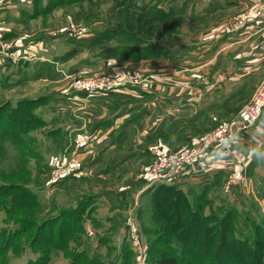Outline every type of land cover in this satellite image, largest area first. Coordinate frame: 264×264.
Returning a JSON list of instances; mask_svg holds the SVG:
<instances>
[{"label": "crops", "instance_id": "1", "mask_svg": "<svg viewBox=\"0 0 264 264\" xmlns=\"http://www.w3.org/2000/svg\"><path fill=\"white\" fill-rule=\"evenodd\" d=\"M183 3L184 1L181 6ZM232 4L236 6V12L249 8L252 2L251 0H209L203 8L209 7L221 11ZM31 5L30 1L20 3L15 1L1 10L0 20L1 26L6 27L5 37L17 32L10 26L11 22L23 21L26 18L25 12L31 9ZM205 9L199 10L198 15L195 16L208 15L210 10ZM209 17L204 20L205 24L209 21ZM228 17L220 19L221 21L214 20L217 22L211 25L204 24L205 28L197 31L200 35L194 43L189 44L190 48L193 47L190 52L196 53L193 59L192 54L187 55L181 48L179 51L175 49L174 56L184 60V64L174 66L172 63L174 67H166L163 74H160L163 77L154 73L156 76L153 80L137 89L108 88L94 96L81 92L61 91L60 94V84L56 80H50L49 83H53L51 90H57L59 95L50 96L52 92H49L11 99L17 102L25 97L38 98L47 95L50 96L49 105L55 108L53 115L48 118L41 113L44 109L40 112L37 110L47 122H63L68 116L71 118L72 123L65 131L72 136L68 154L79 164V170L70 177V180L90 179L97 174L98 177L109 181V186L102 192H91L94 194L93 204L87 208L83 216L84 221L93 225L94 230L99 232L101 237L98 239L99 245L106 251L111 247L118 248L114 240L115 233L126 231V228L130 229L132 223L137 229L141 226L137 210L145 205L151 196V192L147 195L144 192L150 190L154 184L160 183L150 184L143 174L149 163L155 159L154 152L183 151L194 144L203 133L233 119L239 109L249 101L264 75V41L256 33L257 28L264 29V18L253 19L242 29L228 33L223 31V23ZM30 47L34 49L21 50L23 54L28 55V60H49L46 54L50 48L45 46V40H37ZM5 63L8 67L5 66L1 71L5 72L10 66L12 68L15 66L10 59ZM42 66L52 68V65L48 64ZM37 73L39 74L36 76L44 80L49 78V73ZM15 76L16 72L10 75L12 78V83L9 81L10 86L29 83L25 73L18 75L19 80L13 79ZM242 92H246V95L238 98L243 94ZM144 93H150L152 97L146 99ZM131 99H134V102L129 104ZM121 103L128 107H118ZM78 123L85 124L84 132L90 134L81 141V145H78L80 134L76 135L77 132H74ZM124 131L127 135L123 133ZM63 143L66 142L61 141L60 144ZM60 144L56 146L59 148ZM116 154L123 156L114 163ZM137 155L145 156L146 159H141L139 167L126 170L124 168L126 160ZM147 157L151 159L148 160ZM119 165L124 171L119 175L111 173ZM230 172L239 174L246 172L254 182L259 184L263 182L264 112L246 133L241 134L232 143L229 151L208 153L197 166L171 183L177 184L179 188L192 195L199 193L204 196V192L208 193L220 184L222 173L228 175ZM214 195L209 197L216 200ZM234 199H238L236 191L230 195L229 200ZM261 202L263 205L264 199ZM85 222L84 228H86ZM105 237L108 240L105 241L103 239ZM99 254L102 256V253ZM111 260L113 264H124L120 254L112 255ZM110 262L105 261V264Z\"/></svg>", "mask_w": 264, "mask_h": 264}, {"label": "rangeland", "instance_id": "2", "mask_svg": "<svg viewBox=\"0 0 264 264\" xmlns=\"http://www.w3.org/2000/svg\"><path fill=\"white\" fill-rule=\"evenodd\" d=\"M38 1H42L39 4L42 6L40 7V12L32 17L25 18L21 22H15V20H13L14 23L11 22L10 26L15 28L17 32L5 37V40L0 39V43L7 41L8 47L12 49V52L18 53L19 51L20 54H23L21 50H29V48L34 49L30 47L33 43L40 39L45 40V46L50 48L46 54L49 56V60H28L20 58L14 61L8 55L0 53V108H5L8 102L11 101L12 98L14 99V97L37 96L49 92H52L50 96L59 95L57 90H51V85L53 83H49L50 80H56V82L60 84L61 90H59V93L61 91L81 92L88 96H94L108 88L126 89V87H130L131 89H137L139 86L153 80L156 76L154 73L163 77V75L160 74H163L166 67L181 66L184 64V60L176 55L174 56V54L171 55L173 56L172 58L170 56H152L139 59L138 61L133 59L120 60L115 58L107 60L92 58L90 62H86L85 59L90 54L87 49L75 53L71 57L67 56L68 58L65 59L66 52L75 48L69 36H78L79 34L90 36L106 28L116 26L119 24V21H125L128 18H132V15L140 14L141 12L133 7H117L116 3H119V0H82L69 3L62 2L53 6H51V4H54L55 0ZM153 1H155L157 5L165 7L172 2L176 4L172 7L174 18H176L174 19L175 22L173 25H171V21L166 24L165 20L154 21V24L162 27L163 32V34L157 35V38L166 44H174L173 46L177 47L180 46L181 50H184L187 55L192 54V59L196 56V53L190 52V50H193V47L190 48L189 44L194 43L197 36L200 35H198L197 31L205 28L204 20L207 19L206 17L210 16L205 26L217 22L214 20L221 21L229 16L226 19L227 21L223 23L224 31L227 25L232 24L233 19L242 16H253V10L255 8L253 6L251 9V5L249 8L244 10L241 9L240 11L237 10L235 12L236 6H233V4L227 5L221 11L208 7L206 9L210 10L209 14L205 17H198L195 15H198L199 10L205 9L203 7L208 4L209 0H140L142 3ZM183 1L184 3L181 8V3ZM13 2L15 1L9 4ZM20 2L21 1H19V3ZM45 6L46 9H43ZM168 7L170 8V5ZM5 28V26H1L2 33L6 30ZM145 37L151 39V37L155 38L156 36L148 35ZM86 44L88 45V43ZM8 59L14 62V68L10 66L5 72L1 71L8 65L5 63ZM172 63L174 66H172ZM42 64L52 65V68L47 66L41 67ZM56 69L58 74H56ZM21 71L23 72L21 73ZM13 72H16V76L13 78L16 80L20 78L18 75L25 73L29 83L10 86L12 80L10 75ZM37 72L49 73L48 77L50 79L47 78V80H44L36 76V74H39ZM118 74L120 75L118 76ZM211 75L210 73V78ZM104 76L110 78V83L108 87L101 91L93 88L89 90L88 86L84 84L88 78H102ZM156 79L160 80L159 78ZM130 88H128V90H130ZM256 89L254 90L256 91ZM253 94L254 93H252V95ZM245 95L246 92L238 96V98H242ZM143 96L147 99L152 97V94L144 93ZM52 99L53 98H51V100ZM131 102H134V99L129 100V104ZM49 103L50 101H47L36 108L39 112L41 109H44L41 113L48 118L51 117L55 111V108L49 105ZM118 107L128 106L121 103L118 104ZM7 118L8 116L6 113L0 110V126H4V123L7 122ZM70 123L72 122L69 116L64 119L63 122H46V124L41 127L31 130V139H25V143L27 144L23 147L21 144L24 143L20 144L21 140L18 141L16 147L8 144V142H1L2 140H0V194H4L3 192L7 191L4 187L13 183L18 187H28L29 196L32 201H36V196L40 200V205H28L19 195V193L23 192V188H19L18 194L13 193L14 195L12 196L9 195V192L12 191H8V194L5 196L0 195V247H6L2 250L3 253L0 258V264H40L39 258H42L43 252L42 250H37V248H40L41 245L39 243L34 246V244H31L30 240L31 232H34L36 226L31 225V229L26 232L22 224L15 222L18 217L28 216V218L36 219L38 222L42 221L51 215L53 216L60 208L78 204L77 202L83 198L86 192L100 193L104 188L109 186V181L102 177H98L97 174L96 177L91 176L92 178L90 179L77 178L75 181H71L69 176L75 175L78 173L77 172L66 176L69 177V179L65 177L67 180L64 179L65 181L62 180L60 182L51 177L53 169L52 160L56 159L58 156L60 159L68 156L70 150L69 141L72 136H70L69 132L66 133L65 131ZM84 127L85 124H76L74 132H77L76 135L80 134L79 141L84 140L86 135L90 136L88 132H84L86 129V127ZM6 135L8 136V132H6ZM61 141L66 143L60 144ZM58 144H60L59 148L56 146ZM24 151L26 153H24ZM29 154H31V156ZM122 156L123 155L116 154L114 163L117 162L118 159H121ZM142 158L146 159L145 156L137 155L126 160L127 162H125L124 168H126V170H132L134 167H139ZM147 159L150 160L151 158L147 157ZM124 161L125 160H123V162ZM153 162L154 159L149 165ZM123 171V168H120L119 165L117 169L111 173L119 175ZM221 177L220 184H218L215 189L213 188L214 190L212 189V191L205 193L200 199L205 206V212L208 213L212 209L218 210V207L220 212H223L224 208L232 206V209L234 208L233 210L235 211L234 215L238 213L241 215L240 219H238V228L241 232L250 229V225L254 226L258 223L264 225V203L263 205H261L262 202L260 203V201L264 199V179H262L263 182L261 184L254 182V192L251 194L248 190L245 191L240 184L236 186H227L229 174L222 173ZM223 183L224 186L222 189ZM241 188L244 192L241 191ZM235 189L239 199H234L233 202L229 199ZM209 195H214L216 200L208 202L207 198ZM223 204L226 205L222 208L221 206ZM11 208L14 212H10ZM84 222L85 221H83V224ZM85 227L84 235H82L80 239L70 243L71 247H74V249H87L93 255L102 253V260L111 261L110 264H113L111 260L112 255H121L124 244L125 246L128 245L132 253V264H138L142 252L145 255L143 264H154L151 261L153 257L149 253V242L147 236L144 234L142 224L136 231L132 228H126V231L115 233L114 240L118 248L114 249L113 252L101 248L99 245L100 242L98 241L101 237L99 236V232L94 230L93 225H89L85 222ZM9 229H12V233H8ZM95 233H97V235H95ZM137 238L144 241L143 251L134 245ZM45 246H48V244ZM45 253L47 259L50 258L51 264H70V258L65 254V251L54 248L53 244L47 247Z\"/></svg>", "mask_w": 264, "mask_h": 264}, {"label": "trees", "instance_id": "3", "mask_svg": "<svg viewBox=\"0 0 264 264\" xmlns=\"http://www.w3.org/2000/svg\"><path fill=\"white\" fill-rule=\"evenodd\" d=\"M73 1L82 0H55L51 6ZM30 2L32 9L25 12L26 18L38 14L42 7L39 5L42 1L31 0ZM172 3L169 4V8L157 5L155 1L142 3L140 0H119V3H116L117 7H133L141 13L134 14L132 18L119 21L116 26L90 36L83 34L69 36L75 48L66 52L64 58L71 57L85 49L90 52L85 59L86 62H90L92 58L138 61L145 57L171 56L175 49L180 50V46L160 41L157 35L163 34L162 27L154 24V21L165 20V24L171 21L173 25L176 18H174L172 7L176 4L172 5ZM44 8L46 9V6ZM148 35L156 37L148 39L145 37ZM48 98L50 96L47 95L38 98L25 97L17 102L11 100L5 108L1 107L0 110L8 116L4 126H0L1 142H8L16 147L18 141L21 140L20 144L24 143L21 146H25L27 144L25 139H31V130L47 122L36 108L46 103ZM123 133L127 135L125 131ZM72 176L74 175L69 177ZM17 187L16 184L11 183L4 187L7 191L0 195L5 196L8 191H12L9 192L12 196L13 193L18 194L19 188H23V192L19 193L21 199L30 206L40 205L37 196L36 201L30 199L28 187ZM148 192H151L150 201L148 200L137 210V215L141 219L144 234L148 238L149 253L153 257L152 263L264 264V225L261 223L250 225V229L241 232L238 228V219L241 215L239 213L234 215L235 211L232 206L224 208L223 212H220L218 207V210L212 209L207 213L204 204L200 201L202 194L192 195L171 182L154 184L144 194L147 195ZM93 199V193H85L83 198L77 202L78 204L60 208L53 216L39 222L28 216H20L16 219L15 222L22 224L26 232L31 229V225L36 226L34 232H31L30 240L34 246L39 243L41 245L37 248L43 252L42 258H39L40 264H51L50 258L47 259L45 253L50 244L58 250H64L70 258V264H105L100 254L93 255L87 249L76 250L70 245L72 241L84 235L83 216L87 208L93 204ZM207 201L213 200L209 197ZM10 212L14 210L11 208ZM8 233H12V229H9ZM103 239L108 240L107 237ZM47 244L48 246H45ZM124 246L121 253L124 264H132L130 248L128 245ZM5 248L0 247V258ZM109 251L113 252L114 247H111Z\"/></svg>", "mask_w": 264, "mask_h": 264}, {"label": "built area", "instance_id": "4", "mask_svg": "<svg viewBox=\"0 0 264 264\" xmlns=\"http://www.w3.org/2000/svg\"><path fill=\"white\" fill-rule=\"evenodd\" d=\"M21 1L28 2L31 0H0V12L5 9L10 2ZM252 7L254 6V15L242 16L233 19L232 24L227 25L224 29L225 32L233 33L243 27H245L251 20L264 18V0H251ZM260 22V21H258ZM0 20V39L5 40V35L2 33ZM256 33L260 34V37L264 41V29L257 28ZM5 44V45H4ZM0 53L8 55L14 61L24 58L27 59V54H20L12 52V49L8 47L7 41L0 43ZM110 78L104 76L102 78H88L84 84L90 89L103 90L109 86ZM264 112V75L257 86L256 91L252 95L249 102L242 106L235 117L230 121L223 123L213 130L203 134L199 139L192 145L185 148L180 152H168V151H155L154 162L147 166L144 174L150 184L156 182H174L186 174L191 168L197 166L203 161L206 155L213 151H229L233 142H235L241 134L254 125L262 116ZM82 142L79 141L78 145ZM58 158V159H57ZM53 159L52 162V176L55 180H61L68 175L77 173L79 170V164L70 155L66 158L60 159L58 156ZM228 184L238 185L240 184L244 190H248L251 194L254 192V181L250 175L246 172L235 173L230 172ZM228 190V189H227ZM247 192V193H248ZM249 194V193H248ZM131 228L136 231L135 225L130 224ZM143 240L137 238L135 246L139 247L143 251ZM145 261V255L143 252L140 255L138 264H143Z\"/></svg>", "mask_w": 264, "mask_h": 264}]
</instances>
